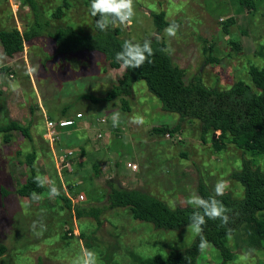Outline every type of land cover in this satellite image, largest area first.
Here are the masks:
<instances>
[{"label":"rangeland","instance_id":"rangeland-1","mask_svg":"<svg viewBox=\"0 0 264 264\" xmlns=\"http://www.w3.org/2000/svg\"><path fill=\"white\" fill-rule=\"evenodd\" d=\"M36 1L40 15L53 23L93 30L90 0H67L70 5L60 20L52 14L63 0ZM134 8L131 24L117 25L119 37L138 42L159 36L165 49L173 50L166 53L184 69L186 82L197 76L205 86L220 89L237 80L251 83L248 66L264 62V3L257 10H249L235 0H134ZM161 10L167 20L179 21L175 38L166 35V27L157 35L151 14ZM35 14L22 0H0V28L16 26L23 31L34 21ZM52 45L46 37L26 42L23 53L15 57L11 66L15 69L3 72L5 79L0 78V88L7 86L9 91L19 92L24 101L18 105L25 108L23 114L17 110L18 114L11 118L2 98L5 104L0 108V125L9 119H22L20 123L28 124L31 134L27 139L19 131H11L12 139L5 143L0 131V244L7 247L0 264H82L86 251L96 254L97 264H139L134 261L135 255L165 256L171 249L189 247L197 237L190 225L165 230L136 220L127 207L106 208L99 220L90 216L77 218L59 198L48 196V186L39 200L19 196L17 189L30 174L24 162L32 151L37 155L35 171L54 181L61 193L75 201V206L85 209L107 206L110 180L152 193L175 207L188 205L187 198L198 195L199 180L214 194L216 183L224 180L229 185L227 192L241 196L243 188L229 178V173L244 157L264 168V154L245 152L229 140L218 144L209 136L202 140L196 119L183 122L173 136L152 130L155 126H173L179 115L164 110L144 80L133 83L126 97L129 110L122 108L120 98L90 101L84 94L102 97L123 68H109L104 55L97 51L58 55ZM210 45V54L217 61H207ZM0 54L8 62L1 45ZM31 106L36 108L35 116L27 123L25 115L29 119L27 109ZM64 106L69 107L70 116L79 111L83 118L74 129H65L55 143H48L43 139L45 120L60 117ZM114 113H119L118 127L112 124ZM134 118H142L143 123H131ZM95 163L99 164L98 174L94 172ZM78 180L83 183L68 190V184ZM261 213L264 215V211L257 215ZM70 228L71 236L63 237L66 231L69 235ZM80 233L84 236L80 237ZM227 245L234 252L227 264L264 263V247L251 245L244 231L229 235ZM217 262L218 251L210 244L196 260V264Z\"/></svg>","mask_w":264,"mask_h":264},{"label":"trees","instance_id":"trees-1","mask_svg":"<svg viewBox=\"0 0 264 264\" xmlns=\"http://www.w3.org/2000/svg\"><path fill=\"white\" fill-rule=\"evenodd\" d=\"M22 1L29 7V10L33 9L36 12L34 21L32 19L23 31H20L16 26L9 29L0 28V45L3 55L15 58L23 53L26 42L29 43L37 37H46L51 40L58 55L97 51L104 55L109 68L119 69L122 67L123 71L116 83H113L110 90L102 97L87 93L84 94L85 98L94 103L120 98L122 108L129 110L126 97L131 94L134 82L144 80L149 91L160 99L162 108L179 115L178 121L173 126H155L152 128L155 132L168 133L173 136L181 130L183 122L196 119L199 122L202 140H205L206 136H209V140L215 144L229 140L235 142L245 152L264 154V62L260 66L256 64L248 66L251 83L237 80L226 89L207 87L197 76L186 82L184 69L175 65L166 51H162L166 47L165 42L154 37L150 38L155 53L151 58L153 62L145 63L138 69L126 70L115 59V54L121 50L123 42L129 40L119 37L118 26L109 27L107 31H100L96 28L97 18L93 17L95 21L93 30L83 31L67 23H53L49 18L40 15L36 0ZM235 2L242 8L257 10L264 0H235ZM69 5V1L63 0L62 4L54 8L52 17L60 20L64 15V9H67ZM151 15L157 27V35L170 23H179L176 19L167 20L163 10ZM138 42L143 43V41ZM211 49L212 45L208 47L210 52L207 61H217L210 54ZM9 69L10 66H2L0 71L7 72ZM60 117H70L68 106L61 109ZM73 127L70 128L74 129ZM29 130L28 124L23 125L12 119L4 122V125H0L5 143L11 141V131H19L25 138L31 139ZM81 149L84 151L83 148ZM36 157L35 151L26 156L24 163L29 166L30 174L17 189V193L21 197H31L34 192L40 195L47 189L46 186L38 187L35 182V177L42 178L35 171ZM94 172L95 174L99 173L98 164L94 165ZM229 178L238 182L243 188V194L235 197L230 192H226L225 195L216 197L231 209L228 213L230 217L228 225L221 227L219 220H208L203 228V235L208 244L218 251L217 264H227L233 259L234 252L227 245V237L233 234L237 235L240 230L245 232L247 241L251 245L264 247V215L262 213L257 215V212L264 211V168L259 165L254 166L252 158L244 157L238 167L229 173ZM82 183L79 180L73 181L68 184L67 188L72 191ZM197 192L205 199L215 195L202 180L198 182ZM68 196L60 192V195L56 197L62 201L63 206L70 214L74 213L77 218L90 216L99 220L101 213L106 208L127 207L132 218L152 223L155 228L165 230H177L190 225L189 217L194 211L191 205L171 207L152 193L139 188L124 187L121 183H115L112 180L108 181L107 206L105 207L80 208L75 206V202ZM68 232L69 235L66 231L63 237L71 236L73 230L70 228ZM83 236L84 234L80 233V237ZM199 243L200 237L197 236L192 244L185 249H171L165 256L155 254L148 258H142L135 255L134 261L139 264H196L201 251ZM86 245L89 246L87 243ZM6 250L7 247L0 244V257L6 253Z\"/></svg>","mask_w":264,"mask_h":264},{"label":"clouds","instance_id":"clouds-1","mask_svg":"<svg viewBox=\"0 0 264 264\" xmlns=\"http://www.w3.org/2000/svg\"><path fill=\"white\" fill-rule=\"evenodd\" d=\"M90 15L96 19V28L100 31H107L112 26H129L135 16L134 0H90L89 6ZM179 30V25L175 22L170 23L165 33L170 38H175ZM159 40L160 37L156 36ZM162 51H173L171 48L162 49ZM155 55L152 48L151 39H145L143 43L133 42L132 40H125L121 45V50L116 52L115 59L127 69L141 68L145 63L151 64L152 57ZM35 71V70H34ZM10 76V74H9ZM133 124H142V118H134L130 121ZM120 123L119 113L112 115L113 127H118ZM35 182L38 187L48 186V196L50 198L60 195V190L55 186L54 181L48 180V178L35 177ZM229 185L226 181L220 180L214 187L215 195L205 199L199 195H190L186 203L194 208L189 220L191 221V228L193 232L200 237L199 248L201 250L206 249L207 240L203 235L204 225L208 220H219L220 226L228 225L230 217L228 213L231 211L227 206L223 204L220 199L226 194ZM34 199H41L42 197L35 192L32 194ZM207 218V219H206ZM43 227V226H42ZM82 264H97V256L92 251H86Z\"/></svg>","mask_w":264,"mask_h":264},{"label":"crops","instance_id":"crops-1","mask_svg":"<svg viewBox=\"0 0 264 264\" xmlns=\"http://www.w3.org/2000/svg\"><path fill=\"white\" fill-rule=\"evenodd\" d=\"M2 55L0 54V57H1ZM22 57H23V55H21ZM26 56V55H25ZM2 59L3 58H0V68L2 67V66H5V65H9L10 66V69H9V71L8 72H10V71H13V69H15V68H13V69H11V66L13 65L14 66V62L17 60V58H14V59H12V58H8V62H4V59H3V61H2ZM7 59V58H6ZM24 59V60H23ZM22 61H23V63H24V61H25V57H23L22 58ZM29 72V71H28ZM6 77H8V76H6ZM0 78H2V79H5V77L3 76V72H1L0 71ZM1 80H0V86H1ZM7 88V89H6ZM5 90V91H4ZM2 96V97H1ZM2 98H5V102H6V104L8 105V106H5V108H6V110L8 111L7 112V116H9V117H11L12 118V116H15L16 114H18L17 113V110H18V112H20V113H24V111H25V108L23 107V108H21V107H19V103L21 102V101H24L20 96H19V92L18 93H13V90L12 91H9V89H8V87L7 86H2L1 88H0V101L2 102H0V108L2 107V109L4 108L3 106H4V104H5V102H4V100L2 99ZM12 105V106H10V105ZM21 106V105H20ZM8 108H10V109H8ZM35 111H36V108L34 107V106H31V107H29V109H27V112H28V114L29 115H31L30 117H29V119H28V117H27V115H25V118H27V123L29 122H31L30 121V119H31V117H33V116H35ZM61 113V112H60ZM10 120V119H9ZM14 120V119H13ZM19 122L20 121H22V119L21 120H18ZM80 151L81 152H83L82 151V149L80 148ZM95 164H97V163H95ZM98 166H99V164H98ZM79 182H81V181H79Z\"/></svg>","mask_w":264,"mask_h":264},{"label":"built area","instance_id":"built-area-1","mask_svg":"<svg viewBox=\"0 0 264 264\" xmlns=\"http://www.w3.org/2000/svg\"><path fill=\"white\" fill-rule=\"evenodd\" d=\"M82 118H83V114L81 112H76L74 117L70 116V117L46 119L45 129L43 132V139L48 143H52V144L55 143L59 139V135L61 137V134L65 133V129L67 128L69 129L72 126H75L76 123ZM63 157H65V155ZM63 161L64 159H62V162ZM65 163L69 164V162H65ZM79 197L80 199H82V195H80ZM72 201L74 200L72 199Z\"/></svg>","mask_w":264,"mask_h":264}]
</instances>
